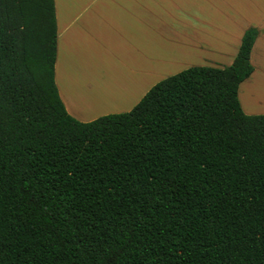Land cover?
<instances>
[{"label": "trees", "instance_id": "trees-1", "mask_svg": "<svg viewBox=\"0 0 264 264\" xmlns=\"http://www.w3.org/2000/svg\"><path fill=\"white\" fill-rule=\"evenodd\" d=\"M259 35L82 122L55 0H0V264H264V114L239 97Z\"/></svg>", "mask_w": 264, "mask_h": 264}, {"label": "crops", "instance_id": "crops-1", "mask_svg": "<svg viewBox=\"0 0 264 264\" xmlns=\"http://www.w3.org/2000/svg\"><path fill=\"white\" fill-rule=\"evenodd\" d=\"M241 1L239 13L238 0H55V77L67 111L82 122L114 114L86 112L112 103L114 94L121 92L119 84L125 90L117 96V104L130 111L154 85L183 69L223 67L222 62L231 65L245 31L254 26L260 29L251 55L255 70L240 85L241 90L245 83H251V109L240 101L245 113L264 114L259 98L264 99V5H253L250 23L238 26L239 14L245 13ZM229 5L236 10V22L230 17ZM182 55L186 63L175 70ZM74 90L81 91L86 102L95 107L86 110L76 106L71 99Z\"/></svg>", "mask_w": 264, "mask_h": 264}, {"label": "rangeland", "instance_id": "rangeland-1", "mask_svg": "<svg viewBox=\"0 0 264 264\" xmlns=\"http://www.w3.org/2000/svg\"><path fill=\"white\" fill-rule=\"evenodd\" d=\"M231 1V0H230ZM242 1L241 0H238V3H240V6L239 7H237V11H239V13L241 12V5H242V3H241ZM253 5H260V6H262V5H264V0H244V5H243V8H244V10H245V13L243 14V15H241V14H239V23H238V26L241 24V25H244V26H246L248 23H250V18H249V16H250V14H251V12L253 11V10H255L254 8H253ZM228 10H229V14H230V17L231 18H234V22H236V19L238 18L237 17V13H236V10L234 9V7H232V6H228ZM183 60H187V58H185L183 55L181 56V63L180 64H177L176 65V68H175V70H177V69H179V68H182V66H183V64H185L186 62H183ZM198 63H201V64H203L202 62H199L198 61ZM222 63H224L223 64V67H225V66H227L228 64L226 63V62H222ZM207 66V65H206ZM184 70V69H183ZM183 70H181V71H183ZM119 86V88L121 89V92H116L114 95V101L112 102V103H107L108 105H105L103 108H101V109H98L97 111H96V109H91V111H88V112H86V113H99L100 111H113V113H116V112H121V111H124V112H126V110H128L129 111V109L128 108H126V107H123V106H118V104H117V101H116V98H117V96L118 95H122L123 93H124V87H123V85L122 84H119L118 85ZM155 86V85H154ZM72 88H74V87H72ZM119 88H118V90H119ZM75 91V90H74ZM76 91H78V90H76ZM79 92V91H78ZM102 92V91H101ZM101 92H95V93H97V94H99V95H102L103 93H101ZM249 92H250V94H252V104H253V93H252V86H251V83L249 84V83H245V85H243V86H241V90H240V99H241V101L243 102V104L245 105V107H246V109H251V107H249L248 106V104H250L249 102H248V100H249V97H251L250 95H249ZM258 92V91H257ZM74 93V92H73ZM89 94V93H88ZM90 95V94H89ZM145 96V95H144ZM259 97V96H258ZM258 97L256 96V104H254L255 106L258 104ZM260 99H261V102L260 103H264L263 101H264V99H263V97L261 98V97H259ZM100 105V104H99ZM252 106V105H251ZM249 115H255V114H249Z\"/></svg>", "mask_w": 264, "mask_h": 264}, {"label": "bare ground", "instance_id": "bare-ground-1", "mask_svg": "<svg viewBox=\"0 0 264 264\" xmlns=\"http://www.w3.org/2000/svg\"><path fill=\"white\" fill-rule=\"evenodd\" d=\"M117 88H119V87H117ZM119 90H121V89L119 88ZM78 91H74V93L71 94L72 101L75 103L76 106L80 107L81 109L89 110L94 104H92L91 102H86L84 96H82L83 94L80 93L81 91H79V92ZM104 100H106V99H104ZM96 105H99V104H96ZM93 107H95V106H93Z\"/></svg>", "mask_w": 264, "mask_h": 264}]
</instances>
